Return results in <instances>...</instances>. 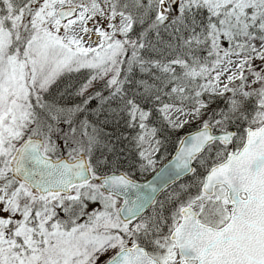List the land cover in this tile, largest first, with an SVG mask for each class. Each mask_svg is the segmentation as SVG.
<instances>
[{
	"label": "snow or ice",
	"instance_id": "obj_1",
	"mask_svg": "<svg viewBox=\"0 0 264 264\" xmlns=\"http://www.w3.org/2000/svg\"><path fill=\"white\" fill-rule=\"evenodd\" d=\"M0 264H264V0H0Z\"/></svg>",
	"mask_w": 264,
	"mask_h": 264
},
{
	"label": "rangeland",
	"instance_id": "obj_2",
	"mask_svg": "<svg viewBox=\"0 0 264 264\" xmlns=\"http://www.w3.org/2000/svg\"><path fill=\"white\" fill-rule=\"evenodd\" d=\"M158 167H160V165H158Z\"/></svg>",
	"mask_w": 264,
	"mask_h": 264
}]
</instances>
